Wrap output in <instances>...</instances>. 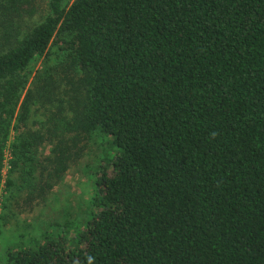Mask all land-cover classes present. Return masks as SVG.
I'll use <instances>...</instances> for the list:
<instances>
[{"label": "trees", "instance_id": "obj_1", "mask_svg": "<svg viewBox=\"0 0 264 264\" xmlns=\"http://www.w3.org/2000/svg\"><path fill=\"white\" fill-rule=\"evenodd\" d=\"M84 157L75 239L0 264H264V0H0V237Z\"/></svg>", "mask_w": 264, "mask_h": 264}, {"label": "rangeland", "instance_id": "obj_2", "mask_svg": "<svg viewBox=\"0 0 264 264\" xmlns=\"http://www.w3.org/2000/svg\"><path fill=\"white\" fill-rule=\"evenodd\" d=\"M41 65V60H38L34 70ZM33 116L31 121L41 118L39 112ZM48 149L40 150L41 159ZM89 159L84 157L79 161L80 164L76 163L67 169L43 200L35 198L30 201L26 196L29 193L28 187H22L24 181L21 171L14 173L16 189L13 187L14 195L9 200L11 210L5 224L2 223L5 232L0 237V255L5 253L6 245L10 246L11 242L23 245L34 243L42 238L44 232L58 235L67 242L75 239L76 233L84 227L89 216L88 200L91 193L87 189L91 175L82 168ZM32 179H40L39 170L35 171Z\"/></svg>", "mask_w": 264, "mask_h": 264}]
</instances>
